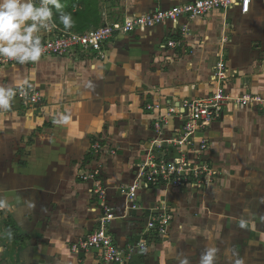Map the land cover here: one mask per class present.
Instances as JSON below:
<instances>
[{"label": "crops", "instance_id": "0c3cea01", "mask_svg": "<svg viewBox=\"0 0 264 264\" xmlns=\"http://www.w3.org/2000/svg\"><path fill=\"white\" fill-rule=\"evenodd\" d=\"M189 1L192 0H60L62 9L52 8L51 21L36 35L84 31ZM31 2L39 7L42 0ZM61 13L70 14L71 28L65 29ZM182 25H186L185 33ZM194 28L202 29V39L194 34ZM169 39L178 44L167 46ZM198 40L204 43L208 60L205 73L198 71L202 67L199 61H193ZM103 52V59L95 51L78 49L68 55L0 67V88L14 92L35 89L40 95L33 105L13 96L10 103L19 112L0 107L1 196L11 200L8 215L16 221L19 232L28 235V240L14 248L4 243L9 258L17 257L18 252L23 264H103L97 252L74 253L70 249L94 227L100 214L96 203L90 201V179L85 181L78 175L85 167L92 133L107 132L120 146L105 166L109 177L115 174L110 180L104 175V182L109 186L117 180L127 183L132 169L136 170L131 163H149L151 152L167 161L175 158L177 150L172 146L182 134V119L170 109L177 107L181 111L185 101L205 98L214 91L211 80L196 79L210 74L212 60L220 59L217 63L225 65L222 73L226 78L222 82L230 98L264 97V0H251L244 14L235 5L227 11L213 9L193 19L182 18L177 26L164 23L120 33L105 45ZM213 81L216 83L215 78ZM150 103H159L160 109L148 110L146 105ZM255 104L239 105L230 100L206 131L194 134L196 143L202 137L209 143L204 155L212 163L222 156L219 148L222 150L227 131L239 134L236 146H241L248 123L255 125L258 116L264 117L259 114L264 106ZM157 117L162 118L159 130L152 124ZM228 123L240 125L229 128ZM121 200L113 199L117 212L124 209L118 205ZM137 200L144 205L150 199L140 194ZM125 201L130 204L129 199ZM116 220L111 222V231L121 237L123 245L122 237L128 231ZM89 222L91 226L85 229ZM21 247L24 250H19Z\"/></svg>", "mask_w": 264, "mask_h": 264}, {"label": "rangeland", "instance_id": "374dc122", "mask_svg": "<svg viewBox=\"0 0 264 264\" xmlns=\"http://www.w3.org/2000/svg\"><path fill=\"white\" fill-rule=\"evenodd\" d=\"M237 20L240 19L237 18ZM196 29L194 28V34L197 33L202 39L204 32L200 28ZM197 44H199L196 49L198 52L196 56L194 55L195 58L193 56V61L197 59L199 66H202L197 68L198 71L205 73L204 69H207L208 60H205L204 43L198 40ZM217 45L218 53L220 44ZM219 60L211 61L210 74H204L205 76L196 79L211 80L212 85L216 87L213 80L215 78L218 81L220 70L214 69V66L218 65ZM224 70L225 65L222 63V72ZM249 96L254 99H248L245 103L239 101L237 104H255V100L260 97V95ZM237 98L231 97V101H237ZM262 100L263 102H260ZM114 101L113 103H118L117 100ZM260 101L258 104L264 106V97H260ZM7 110L18 111L13 103H10ZM259 114L264 115V111ZM245 119L247 120L246 116ZM255 120V125L248 123L246 132L243 134L246 139H239L243 140L241 146H236L239 134L234 135L233 131H227L223 143L227 146L223 145L222 150L219 148L222 156L217 157L216 164L204 155L206 148L198 147L201 138L196 144L186 145L184 148L172 146L173 150L175 148L177 150L175 158L179 161L178 165L185 169L179 186H174L172 182L160 185L149 184L146 181L143 184L141 178L147 172L145 161L140 164L131 163L133 167L136 165V170L132 169L133 175L129 177V182L119 183L117 180L109 186L104 182V175H108L106 178L110 180L115 172L110 173L109 177L105 171L106 162L112 161L114 155L120 151V146L118 142H113L111 135L107 132L92 133L89 152L86 151L88 153L85 155L83 164L85 167L78 175L83 177V180L85 175L89 177L85 181L89 179L91 181L90 199L92 200L90 201L95 202L99 209L100 198L93 193V189L94 191L96 189L95 182L99 181V186L105 192V201L111 203L110 205L114 206L113 204L116 203L113 201L115 197L122 199V204L118 205H122L124 209L119 210L121 212L115 209L117 216L115 220L118 223L121 222L124 229H127L124 231L128 233L122 237L123 245H120V236H116V241L127 251L128 257L127 261L120 264H182L185 259L188 264H201L202 256L210 248L215 249L214 264H264V117L258 116ZM236 124L228 123V127L238 128ZM107 125L104 126L105 129ZM158 156V153L151 152L149 159H156ZM160 158L167 160L166 157ZM11 159L16 161L14 158ZM127 160L129 162V157ZM91 173L93 177H90ZM136 182L139 185L135 191L137 202L131 205L132 199L128 197L129 187ZM146 190L151 191L145 193ZM1 192L2 187L0 188V221L3 215L11 214L8 211L11 208L9 205L11 200L8 197H2ZM140 194L149 196L150 200L144 205L137 200ZM126 199L130 200L129 205ZM13 201L19 204L16 198ZM152 217L156 222L150 228ZM91 224L92 222L87 223L84 228H89ZM161 226L164 228L163 234L159 231ZM30 243L29 241L26 246ZM1 246L0 264H11V262L23 264L20 253H15L17 257L11 255L9 258L8 247L4 241L0 240V249ZM22 249L24 250V247L19 250ZM81 263L78 262V264Z\"/></svg>", "mask_w": 264, "mask_h": 264}, {"label": "built area", "instance_id": "2783aa9c", "mask_svg": "<svg viewBox=\"0 0 264 264\" xmlns=\"http://www.w3.org/2000/svg\"><path fill=\"white\" fill-rule=\"evenodd\" d=\"M250 2L251 0H192L186 3L171 5L167 8H159L142 14L131 15L125 17L122 21L104 23L102 26L84 31L55 34L47 32L44 36H40L42 47L40 59L48 56L68 55L78 49L95 51L99 55L98 57L103 59L105 57L103 52L105 45H108L112 38L120 33L144 30L164 23L177 26L182 18L193 19L198 16H203L213 9L227 11L235 5H238L239 11L244 14L248 13ZM180 28L182 33H185L187 29L186 25H182ZM177 44L175 39H169L167 41V46L169 47H175ZM13 63L19 62L0 56V67ZM216 68L220 70V75L217 78L216 87L210 95L205 98L185 101L182 104L181 111L177 107L170 109L182 119V134L174 141V146L184 148L186 145L191 146L196 144L194 134L197 131H205L208 129L211 123L221 116L224 106L231 100L222 82L226 78L224 73H222V63L219 62ZM39 96V92L35 89L23 88L15 92L17 99L33 104L39 101ZM248 99L254 98H250L249 95H243L238 97L236 99L237 101L233 102L239 103V101H242L245 103ZM259 101L260 97L255 100V103ZM260 102H263V100ZM147 109H160V104H148ZM161 120V117L155 119L153 125L156 129H159ZM206 146L207 141L205 137H202L198 147L205 149ZM178 163L179 161L177 160L167 161L162 158L151 159L149 163L145 164V170L147 172L141 178V182L145 184L147 181L149 184L154 183L160 185L172 182L174 186H179L182 180L181 176H183L182 172H185V169L179 166ZM93 176L91 173L90 177ZM84 178L87 179L89 177L85 175ZM98 182H95L96 189L95 191L93 189V193L100 198L99 206L101 213L94 227L87 234L73 242L70 249L74 253H84L87 251L97 252L104 264H120L127 261V251L118 245L116 237L111 231V222L117 218L115 208L105 201V192L101 189ZM138 187L137 182L129 187L128 197L132 199L131 205L136 201L135 191ZM154 222H156L155 218L152 217L150 219V228L154 226ZM159 231L163 234L164 228L161 226Z\"/></svg>", "mask_w": 264, "mask_h": 264}, {"label": "clouds", "instance_id": "9594fccd", "mask_svg": "<svg viewBox=\"0 0 264 264\" xmlns=\"http://www.w3.org/2000/svg\"><path fill=\"white\" fill-rule=\"evenodd\" d=\"M62 7L60 0H42L39 7H35L31 0H0V56L21 64L38 61L42 47L36 33L51 21L52 8L59 11ZM60 20L65 29L72 27L70 14L61 13ZM14 95L13 89L0 88V107L8 109ZM214 260L215 249L210 248L202 256L201 264H214ZM182 264H188L187 259Z\"/></svg>", "mask_w": 264, "mask_h": 264}, {"label": "trees", "instance_id": "16d2710c", "mask_svg": "<svg viewBox=\"0 0 264 264\" xmlns=\"http://www.w3.org/2000/svg\"><path fill=\"white\" fill-rule=\"evenodd\" d=\"M27 104L33 105L30 102ZM0 227V240L6 242L11 248H14L18 243H23L25 240H28V235L19 232L16 221L10 215H7L0 221Z\"/></svg>", "mask_w": 264, "mask_h": 264}]
</instances>
